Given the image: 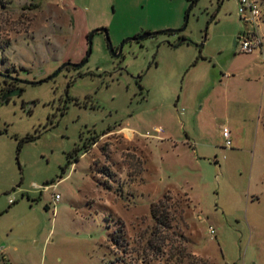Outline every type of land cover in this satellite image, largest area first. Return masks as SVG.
Wrapping results in <instances>:
<instances>
[{
	"label": "rangeland",
	"instance_id": "rangeland-1",
	"mask_svg": "<svg viewBox=\"0 0 264 264\" xmlns=\"http://www.w3.org/2000/svg\"><path fill=\"white\" fill-rule=\"evenodd\" d=\"M191 1L0 0V73L55 74L0 103V264H264V0L251 54L197 0L56 74Z\"/></svg>",
	"mask_w": 264,
	"mask_h": 264
},
{
	"label": "water",
	"instance_id": "water-1",
	"mask_svg": "<svg viewBox=\"0 0 264 264\" xmlns=\"http://www.w3.org/2000/svg\"><path fill=\"white\" fill-rule=\"evenodd\" d=\"M197 0H192L190 3H189V6L187 8V11L185 13V19H184V23L182 25L181 28L179 29H167V30H162V31H157V32H147V33H144L143 35H141L140 37L138 38H134V37H131V38H127L126 40H124V42H122L119 47H118V52L114 53V52H110L111 55L114 57V58H118L120 55H121V52H122V48L124 46V44H126L127 42L129 41H133V42H139V41H142V40H145L147 38H150V37H156V36H159V35H162V34H178V33H181L184 31V29L186 28V25H187V22H188V18H189V12L190 10L192 9V7L195 5ZM97 33H104L105 35V41L108 43V48L110 50H113V46L110 42V39H109V36H108V31L106 28H97V29H93L92 31H90L88 37H87V52L85 54V57L84 59L79 62V63H70V62H67V63H64L62 64L56 74L63 70L64 68L66 67H71L73 69H79L81 67H83L85 65V63H87L90 55H91V48H92V40H93V37L95 34ZM183 42H185V40H181L179 42V44H182ZM1 77L3 78H8L10 79L11 77L10 76H6V75H0ZM55 76V74L53 76H50L48 78H45V79H42V80H39V81H29V80H22L20 81L23 85L25 86H35V85H39V84H42V83H45L49 80H51L53 77ZM21 93V90L15 92L12 94V96H18L19 94ZM3 103H5L4 100H2Z\"/></svg>",
	"mask_w": 264,
	"mask_h": 264
},
{
	"label": "built area",
	"instance_id": "built-area-1",
	"mask_svg": "<svg viewBox=\"0 0 264 264\" xmlns=\"http://www.w3.org/2000/svg\"><path fill=\"white\" fill-rule=\"evenodd\" d=\"M238 1V14L240 20L251 27L247 32L242 33L238 37V49L240 53L251 54L253 51L260 47L262 48L263 44L261 38L257 31V21L260 19L261 11L255 1L251 0H237ZM261 56L264 62V49L261 52ZM226 145H230V136L227 131L223 134ZM59 196H55V202H57ZM209 234L214 235V229L209 227Z\"/></svg>",
	"mask_w": 264,
	"mask_h": 264
},
{
	"label": "flooded vegetation",
	"instance_id": "flooded-vegetation-1",
	"mask_svg": "<svg viewBox=\"0 0 264 264\" xmlns=\"http://www.w3.org/2000/svg\"><path fill=\"white\" fill-rule=\"evenodd\" d=\"M99 28H105V27H99ZM95 29H97V28H95ZM107 29V28H106ZM108 31V30H107ZM89 33L90 32H88L87 34H86V52H87V37H88V35H89ZM145 33V32H144ZM144 33H137V34H135L133 37L134 38H138V37H140L141 35H143ZM147 33V32H146ZM97 34H102L103 36H104V38H105V35H104V33H97ZM96 35V34H95ZM94 35V36H95ZM108 36H109V34H108ZM94 38V37H93ZM106 45H107V47H108V43L106 42ZM108 50H109V52H114V53H116V52H118V48H114L113 47V50H110L109 48H108ZM111 54V53H110ZM112 56V55H111ZM85 57V56H84ZM84 57L79 61V62H81L83 59H84ZM113 57V56H112ZM121 57V55L118 57V58H114L115 60H118L119 58ZM79 62H77V63H79ZM86 64V63H85ZM85 66V65H84ZM84 66L83 67H81V68H79V69H73V68H71V67H66V68H64L63 70H65V69H73V70H81V69H83L84 68ZM63 70H61V71H63ZM60 72V71H59ZM58 72V73H59ZM0 75H6V76H10L11 78L10 79H8V78H3V77H1L0 76V81H1V84H0V103H3L2 102V100H4L5 102H8L11 98H13L14 96H12V94L13 93H15V92H17V91H19V90H21V93L18 95V97L22 94V92H23V89H24V86L25 85H23L20 81H22V79H20V74H19V76L18 77H16V76H11V75H8V74H3V73H0ZM84 75V74H83ZM42 79H44L43 77H40V78H37V77H34V78H32L31 80H29V81H39V80H42Z\"/></svg>",
	"mask_w": 264,
	"mask_h": 264
},
{
	"label": "trees",
	"instance_id": "trees-1",
	"mask_svg": "<svg viewBox=\"0 0 264 264\" xmlns=\"http://www.w3.org/2000/svg\"><path fill=\"white\" fill-rule=\"evenodd\" d=\"M29 139H32V137H26L25 138V140H29ZM86 150V152L88 151L87 150V147H84ZM78 151L79 150H77V149H74L72 152H70L67 156H68V164H69V158H71V157H73L74 156V159H75V161H77L78 160V156H77V154H78ZM152 215H153V218H155L156 219V213H155V211L154 210H152ZM119 237H120V235H119Z\"/></svg>",
	"mask_w": 264,
	"mask_h": 264
},
{
	"label": "crops",
	"instance_id": "crops-1",
	"mask_svg": "<svg viewBox=\"0 0 264 264\" xmlns=\"http://www.w3.org/2000/svg\"><path fill=\"white\" fill-rule=\"evenodd\" d=\"M257 60H258V59H257V57H254V60H253V61H254V63H255V64H254V67H257V63H256V62H257ZM262 63H263V62H262ZM263 64H264V63H263ZM258 65H259V64H258ZM260 67H261V64H260ZM259 78H260V77H258V78H256V79H254V80H255L256 82H259V81H260V79H259ZM261 111H262V108H261V107H259V109H258V112H257V118H259L258 116L261 114ZM254 116H255V113H253V114H252V116H251V119H252V118H254ZM256 128H257V123H256ZM124 129H125V128H124ZM123 132H124V133L128 132L127 134H129V133H130L129 135H132V133H131L130 131H128L127 129H126V130H124ZM127 134H126V136H128Z\"/></svg>",
	"mask_w": 264,
	"mask_h": 264
}]
</instances>
